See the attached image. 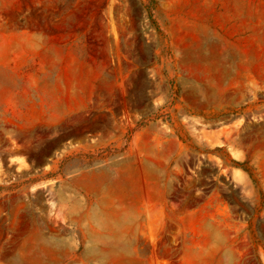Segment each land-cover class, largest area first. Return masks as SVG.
I'll return each mask as SVG.
<instances>
[{
	"label": "rangeland",
	"instance_id": "rangeland-1",
	"mask_svg": "<svg viewBox=\"0 0 264 264\" xmlns=\"http://www.w3.org/2000/svg\"><path fill=\"white\" fill-rule=\"evenodd\" d=\"M1 189L0 264H264V0H0Z\"/></svg>",
	"mask_w": 264,
	"mask_h": 264
},
{
	"label": "crops",
	"instance_id": "crops-1",
	"mask_svg": "<svg viewBox=\"0 0 264 264\" xmlns=\"http://www.w3.org/2000/svg\"><path fill=\"white\" fill-rule=\"evenodd\" d=\"M25 187H23L22 189V193L25 194L27 192H25ZM5 190H0V205L2 206V212L0 213L1 214V219H8L10 216H9V209L12 207V204L14 202V197L13 196H3L5 195L4 192ZM3 192V193H2ZM20 192V191H19Z\"/></svg>",
	"mask_w": 264,
	"mask_h": 264
}]
</instances>
